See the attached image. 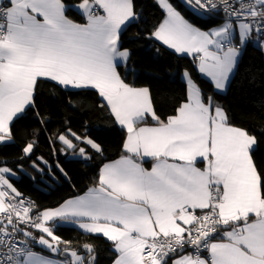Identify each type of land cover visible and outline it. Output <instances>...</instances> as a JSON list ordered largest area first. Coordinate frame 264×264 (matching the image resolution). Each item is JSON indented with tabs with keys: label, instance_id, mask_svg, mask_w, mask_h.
<instances>
[{
	"label": "snow or ice",
	"instance_id": "6c2138e0",
	"mask_svg": "<svg viewBox=\"0 0 264 264\" xmlns=\"http://www.w3.org/2000/svg\"><path fill=\"white\" fill-rule=\"evenodd\" d=\"M183 2L211 24L202 28L170 0H158L165 19L151 36L191 56L199 73L224 90L249 44L264 54V0ZM70 11L86 22L69 19ZM138 20L134 0H0V142L12 140L11 123L34 107L41 78L65 89H95L127 133L126 154L104 165L98 186L35 216L11 182L15 173L0 167V264H98L92 245H84L86 256L61 248L68 242L54 234L57 225L46 226L54 221L105 237L112 264H264V171L252 154L257 138L232 126L187 71L186 102L161 120L149 89L130 86L118 72V62L130 56L121 35ZM149 116L155 126H138ZM59 141L74 149L65 135ZM32 152L31 143L23 148L28 159ZM80 156L88 158L84 148ZM37 243L65 258L38 256Z\"/></svg>",
	"mask_w": 264,
	"mask_h": 264
},
{
	"label": "trees",
	"instance_id": "16d2710c",
	"mask_svg": "<svg viewBox=\"0 0 264 264\" xmlns=\"http://www.w3.org/2000/svg\"><path fill=\"white\" fill-rule=\"evenodd\" d=\"M170 1L198 26L205 28L211 24L207 15H194L177 0ZM78 2L65 0L70 4ZM134 4L139 20L121 35V44L130 51L127 65L118 67L122 79L130 86L147 87L156 114L166 121L186 100V85L181 74L187 71L204 99L211 96L224 109L232 126L257 138L258 144L252 154L260 170L264 171V54L249 44L227 92L218 94L201 77L192 58L178 56L153 39L152 31L165 16L156 1L134 0ZM67 15L77 23H84V18L75 11ZM33 103L34 107H28L22 118L12 122V142L0 145V167L6 166L18 176L11 181L14 187L19 193L33 198L37 211L41 212L97 186L101 166L125 155L123 142L126 134L94 89L67 90L50 81L39 80ZM143 124L155 122L147 118ZM67 132L82 140H73L74 149L59 141V135L66 136ZM87 139L97 143L102 151L92 149ZM30 143L33 144V152L28 159L23 148ZM80 148L85 149L88 158L80 156ZM150 163L147 161L144 165L149 167ZM54 234L61 241L68 242L61 243V248L76 250L80 255H87L85 244L92 245L98 264H112L115 259L112 243L101 236L66 226L57 227ZM36 250L56 256L42 248Z\"/></svg>",
	"mask_w": 264,
	"mask_h": 264
},
{
	"label": "crops",
	"instance_id": "0c3cea01",
	"mask_svg": "<svg viewBox=\"0 0 264 264\" xmlns=\"http://www.w3.org/2000/svg\"><path fill=\"white\" fill-rule=\"evenodd\" d=\"M156 1V3L158 4V0H155ZM179 3H181L183 6H185V3L183 2V0H177ZM171 2V1H170ZM172 3V2H171ZM159 6V5H158ZM161 9V8H160ZM188 9V8H187ZM162 10V9H161ZM189 10V9H188ZM102 11V10H101ZM163 11V10H162ZM77 13V12H76ZM78 14V13H77ZM81 16V15H80ZM202 17H204L203 15H201ZM70 19V18H69ZM164 19H165V16H164ZM164 19L162 20V22L164 21ZM86 21H85V19H84V23H85ZM161 22V23H162ZM81 24H83V23H81ZM153 39L155 40V38L153 37ZM156 41V43H158L159 45H161V46H163L164 48H166V49H168V50H170L171 52H173V53H175L174 52V50H172V49H169L166 45H164L162 42H160V41H157V40H155ZM176 55H178V56H185V57H189V58H192L191 56H188L187 54H177V53H175ZM129 59V58H128ZM193 59V58H192ZM119 63V66H126L127 65V63H128V60L125 62V61H119L118 62ZM197 64H198V62L197 61H195V65H196V67H197ZM197 69H198V67H197ZM236 71V70H235ZM234 74H235V72H234ZM234 74H232L231 75V77H230V80H229V82H228V84L226 85V88L224 89V90H217V89H215V87H214V85L212 84V82H211V80H210V78H208V77H205L204 75H202L201 73H200V75H201V77H203L205 80H207L212 86H213V88H214V91L216 92V93H218V94H225L226 92H227V90H228V87H229V85H230V82H231V80H232V78H233V76H234ZM182 76H183V73L181 74V78H182ZM40 80H46V81H50V82H52V83H55L56 85H58L56 82H54V81H51V80H47V79H43V78H41ZM184 80V79H183ZM185 81V80H184ZM196 85V84H195ZM59 87H61V88H63V89H65L63 86H61V85H58ZM197 86V85H196ZM67 90H77V89H74V88H71V87H69V88H67ZM95 90V89H94ZM104 103H105V105H106V101H103ZM184 102H186V100L184 101ZM183 102V103H184ZM213 102H214V100H213ZM214 104L216 105V106H219L223 111H224V109L220 106V105H218V104H216L215 102H214ZM107 107V106H106ZM108 108V107H107ZM109 109V111H110V108H108ZM225 112V111H224ZM110 113H111V111H110ZM226 114V113H225ZM113 116V115H112ZM114 117V116H113ZM149 119H151V117L149 116L148 117ZM115 119V118H114ZM151 121H152V119H151ZM152 122H154V121H152ZM12 124V123H11ZM118 124V123H117ZM119 125V124H118ZM11 126V125H10ZM120 126V125H119ZM138 126H140V127H144V126H155V124H140V125H138ZM121 127V126H120ZM124 131H125V134L127 135V133H126V130L124 129ZM68 135V136H67ZM67 135L65 136L67 139H69V141L73 144V140H75V141H77V142H81L82 140H76V136L74 135V134H72L71 132H67ZM12 142V140L11 141H5V142H0V145H5V144H8V143H11ZM256 147V146H255ZM125 153V152H124ZM126 154V153H125ZM121 158V157H120ZM120 158H117L116 160H119ZM116 160H113V161H109V162H106L104 165H106V164H110V163H113V162H115ZM146 161H149V162H151L150 163V166L149 167H146V165H144V163H143V166L145 167V168H147V169H149L150 170V168H151V166H152V163H153V161L151 160V158H146ZM104 165H102L101 166V168H100V171H101V169L104 167ZM200 167H203V164H201L200 165ZM100 171H99V173H100ZM15 179H18V176H16L15 175ZM98 181H99V178H98ZM98 186V185H97ZM94 187H96V186H94ZM94 187H92V188H94ZM88 192V190L85 192V193H82V194H80V195H77V196H75V197H73V198H70V199H75V198H77V197H79V196H83V195H85L86 193ZM69 200V199H68ZM63 203V202H62ZM61 203V204H62ZM60 204V205H61ZM60 205H58L57 207H59ZM57 207H54V208H46V209H43L42 211H44V210H48V209H55V208H57ZM41 211V212H42ZM253 219H254V217H253ZM57 225V226H55L54 227V229L53 230H55L57 227H59V226H66V227H73V228H75V229H77L78 231H80V232H82V233H85L83 230H81L79 227H78V225H73V224H70V223H67V222H59V221H54V222H48L47 224H46V226H49V227H53V225ZM31 231H33V233L37 236V237H39V236H41V235H45L46 236V234H43V233H40V232H38V230H36V229H31ZM85 234H88V233H85ZM93 235H98V234H93ZM98 236H101V237H103L102 235H98ZM47 239H49L50 241H51V238L50 237H46ZM104 239H106L105 237H103ZM107 240V239H106ZM108 241V240H107ZM110 242V241H109ZM54 243V242H53ZM36 246V247H35ZM60 246V245H59ZM36 248H42V249H45V250H47L46 248H44V247H42V246H40L38 243L37 244H34V251L33 252H35L38 256H43V257H46V258H48V259H52V260H63V259H61V258H58V257H56V256H50V255H47V254H45L44 252H42V251H40V250H36ZM49 251V250H48ZM80 255V254H79ZM81 256H84V255H81ZM69 259H71V257L69 258Z\"/></svg>",
	"mask_w": 264,
	"mask_h": 264
},
{
	"label": "built area",
	"instance_id": "2783aa9c",
	"mask_svg": "<svg viewBox=\"0 0 264 264\" xmlns=\"http://www.w3.org/2000/svg\"><path fill=\"white\" fill-rule=\"evenodd\" d=\"M22 197H23V199L25 201V206H27L29 203L31 204V212H30L31 215L35 216L37 213H39L37 211V204H36V202H35V200L33 198H31L29 196H26V195H23V194H22ZM21 226L23 227V225H21ZM32 250L33 251L35 250L34 249V245H32ZM203 255L204 256H208V253L204 252Z\"/></svg>",
	"mask_w": 264,
	"mask_h": 264
},
{
	"label": "rangeland",
	"instance_id": "374dc122",
	"mask_svg": "<svg viewBox=\"0 0 264 264\" xmlns=\"http://www.w3.org/2000/svg\"><path fill=\"white\" fill-rule=\"evenodd\" d=\"M203 16H205V15H203ZM183 80V79H182ZM184 81V80H183Z\"/></svg>",
	"mask_w": 264,
	"mask_h": 264
}]
</instances>
